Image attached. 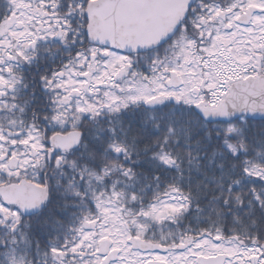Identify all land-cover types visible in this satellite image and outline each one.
<instances>
[{
	"label": "snow or ice",
	"instance_id": "snow-or-ice-1",
	"mask_svg": "<svg viewBox=\"0 0 264 264\" xmlns=\"http://www.w3.org/2000/svg\"><path fill=\"white\" fill-rule=\"evenodd\" d=\"M0 264H264V0H0Z\"/></svg>",
	"mask_w": 264,
	"mask_h": 264
}]
</instances>
